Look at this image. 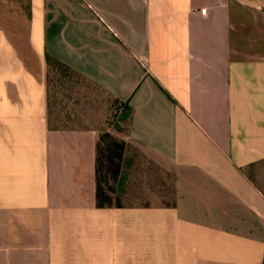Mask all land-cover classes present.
<instances>
[{
  "label": "crops",
  "instance_id": "obj_1",
  "mask_svg": "<svg viewBox=\"0 0 264 264\" xmlns=\"http://www.w3.org/2000/svg\"><path fill=\"white\" fill-rule=\"evenodd\" d=\"M45 54L129 104L174 208L96 207ZM0 264H264V0H0Z\"/></svg>",
  "mask_w": 264,
  "mask_h": 264
},
{
  "label": "trees",
  "instance_id": "obj_2",
  "mask_svg": "<svg viewBox=\"0 0 264 264\" xmlns=\"http://www.w3.org/2000/svg\"><path fill=\"white\" fill-rule=\"evenodd\" d=\"M45 62L48 125L51 130L89 129L83 126L82 112L96 103L112 115L114 130L126 138L130 137L133 110L127 102L114 98L98 84L49 54H45ZM142 162L143 159L131 142L118 139L109 131H100L95 160L96 207L98 209L124 207V199L131 198L128 194L130 183L135 184L131 176L140 172L138 167L142 165ZM143 172L147 176V172L142 170L141 175ZM163 173L166 175L162 174L156 183L163 194L171 192L173 201L165 207L174 208L175 175L173 171L171 174L164 171ZM169 179L171 185L168 184Z\"/></svg>",
  "mask_w": 264,
  "mask_h": 264
},
{
  "label": "rangeland",
  "instance_id": "obj_3",
  "mask_svg": "<svg viewBox=\"0 0 264 264\" xmlns=\"http://www.w3.org/2000/svg\"><path fill=\"white\" fill-rule=\"evenodd\" d=\"M100 100L101 98L99 101ZM82 114L84 127L96 129L98 131H109L114 137L118 139L128 140L126 137L114 130L112 127L114 122L112 115L106 112V109L100 106V104L95 103L94 106L84 109ZM112 114H114V112ZM131 143L138 150L141 159H143L142 165L139 166L138 169L140 172L141 170L147 172V176L144 174V172V175H141L139 172L138 174L131 176V179L135 182V184L130 183L128 194L131 196V198H125L123 201L124 205H147L152 207H163L166 206V204L170 205L173 201L171 198V192L169 194H163L159 190L157 183L159 177L161 178L162 174L163 176L166 175L163 173V171L167 174H171V165L155 154L143 150L136 143ZM168 184L171 185L170 179L168 180Z\"/></svg>",
  "mask_w": 264,
  "mask_h": 264
}]
</instances>
